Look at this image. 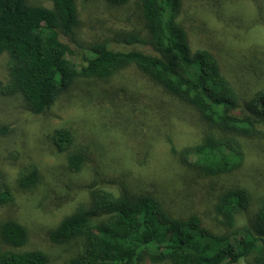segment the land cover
<instances>
[{"label":"rangeland","instance_id":"rangeland-1","mask_svg":"<svg viewBox=\"0 0 264 264\" xmlns=\"http://www.w3.org/2000/svg\"><path fill=\"white\" fill-rule=\"evenodd\" d=\"M29 2L52 5L51 0ZM76 8L79 23L74 40H69L76 50L69 57L73 62H80L87 46L101 42L116 51L150 52L143 44L118 42L123 34L145 35L136 1L113 6L105 0H76ZM177 22L191 49L210 51L235 87L247 94L264 90V0H181ZM6 60V54L0 56V127L5 129L0 132V175L12 201L0 206V222L16 221L28 236L15 251H41L47 264H63L82 254L81 241L56 245L48 233L92 190L151 195L171 217L195 215L215 234L221 230L212 204L223 188H246L255 206L264 195V133L241 139L245 159L238 170L204 177L182 162L180 152L199 143L206 127L192 108L165 94L136 68L107 80L79 78L36 115L20 94L1 92L8 80ZM61 129L72 135L67 152H58L53 141ZM74 152L85 157L76 173L66 161ZM32 168L37 183L20 189L19 179ZM247 219L245 213L238 223ZM135 264L151 263L142 259ZM240 264H253L251 256Z\"/></svg>","mask_w":264,"mask_h":264},{"label":"trees","instance_id":"trees-1","mask_svg":"<svg viewBox=\"0 0 264 264\" xmlns=\"http://www.w3.org/2000/svg\"><path fill=\"white\" fill-rule=\"evenodd\" d=\"M51 1L47 8L29 0H0V56H7L8 73L1 88L4 95L20 94L40 115L77 79L107 80L134 67L165 94L192 108L206 127L199 143L180 152L185 165L208 178L239 169L245 159L241 139L264 133V90L243 92L210 51L191 49L177 22L181 0H134L145 35L123 34L118 42L146 45L149 53L116 51L101 42L87 46L78 64L69 58L76 53L69 41L79 23L76 0ZM105 1L123 6L132 0ZM53 141L58 152H67L72 135L57 130ZM84 158L81 152L69 153L68 170L79 172ZM37 181L32 168L18 184L26 190ZM11 201L0 175V206ZM212 207L220 234L209 231L195 215L171 217L151 195L92 190L49 231L48 240L56 245L83 243L82 254L63 264H135L142 259L151 264H240L249 256L253 264H264V195L255 206L246 188L230 186L216 195ZM245 213L247 221L239 224ZM27 239L18 222H0V264H47L41 251H15Z\"/></svg>","mask_w":264,"mask_h":264}]
</instances>
